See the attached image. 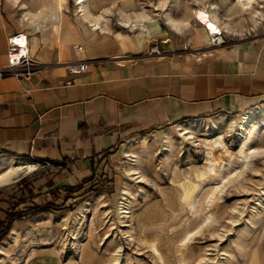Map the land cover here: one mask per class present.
Returning <instances> with one entry per match:
<instances>
[{
	"label": "rangeland",
	"instance_id": "rangeland-1",
	"mask_svg": "<svg viewBox=\"0 0 264 264\" xmlns=\"http://www.w3.org/2000/svg\"><path fill=\"white\" fill-rule=\"evenodd\" d=\"M86 3L114 30L125 29L121 17L164 26L166 7L175 20L196 19V8L213 3L219 24L230 26L225 43L264 34V19L255 23L237 0ZM70 6L77 15L76 0ZM261 109L125 137L76 192L50 188V173L24 161L27 171L0 186V222L16 204L0 230V264H264V125L250 134Z\"/></svg>",
	"mask_w": 264,
	"mask_h": 264
},
{
	"label": "crops",
	"instance_id": "crops-1",
	"mask_svg": "<svg viewBox=\"0 0 264 264\" xmlns=\"http://www.w3.org/2000/svg\"><path fill=\"white\" fill-rule=\"evenodd\" d=\"M70 3L0 0V67L9 36L21 31L38 67L0 80V154L40 163L50 188L64 192L91 177L132 134L264 103V34L211 46L196 10L213 3L196 8L198 21L167 14L164 26L155 18L130 25L121 17L124 30L100 16L93 26ZM154 40L160 55L148 54ZM81 61L88 69L71 72Z\"/></svg>",
	"mask_w": 264,
	"mask_h": 264
},
{
	"label": "bare ground",
	"instance_id": "bare-ground-1",
	"mask_svg": "<svg viewBox=\"0 0 264 264\" xmlns=\"http://www.w3.org/2000/svg\"><path fill=\"white\" fill-rule=\"evenodd\" d=\"M87 0H76V3H77V11L79 12V14H81V16L85 19H89V21L92 23L93 26H96V27H99V18H105L107 17V15L105 13H102L100 15V17L96 20H90V16H91V12L89 11L88 9V6H87V3H86ZM262 3L260 2V0H237V5L243 10V11H246V12H252V17L254 22H258L262 19H264V0H261ZM254 3H258L259 5V8H255L253 6ZM163 5H161L162 7ZM166 14H169V9L168 7L165 8V11H164ZM196 13H197V17L200 18L203 22V25L206 26L208 28H210L211 31L213 32H219L222 34V31L220 29V27L216 24V22L219 21H216L215 23H211L210 22V13L211 14H216V11H215V5L213 4L211 6V11L209 12L208 10L206 9H197L196 10ZM212 16V15H211ZM138 18H140V16H137ZM141 17H145L144 15H142ZM148 17V16H147ZM213 17V16H212ZM168 18L172 21V18L170 17V15H168ZM145 19H147L145 17ZM214 21V20H213ZM130 25H133V24H136V20L134 19H130ZM143 26H145V24H143ZM228 28V27H227ZM228 30H230V28H228ZM263 108V107H262ZM263 111V113L261 114L262 115V119L264 120V109H261ZM252 112V111H251ZM247 114V113H246ZM248 115V114H247ZM222 119V118H221ZM233 119V118H232ZM247 120L250 119V116L248 115ZM245 119V120H246ZM261 119V120H262ZM235 121V120H234ZM242 124H244V122H242ZM241 124V125H242ZM264 125V121L263 122H258V123H255L254 122V126H253V129L252 131L250 132L251 133H254L255 131H257L259 129L260 126ZM183 127V126H182ZM186 127V126H185ZM241 127V126H240ZM183 129V128H182ZM233 130V129H232ZM190 133V132H189ZM252 135V134H251ZM218 142V141H216ZM218 146V145H216ZM214 149V148H213ZM249 153H257L255 150H253L252 152H249ZM248 152L245 153L246 156H248L249 154ZM255 155V154H254ZM131 156H135L134 154H132ZM0 165H6V170L3 171V172H0V186L1 185H6V184H9L11 183L12 181L20 178V176L27 171V169L30 167L28 164H26L25 162H22L21 160L13 157V156H1L0 157ZM133 174H136L133 173ZM140 177V176H138ZM222 191V189H221ZM123 208H126L123 206ZM122 213H129L128 211H122ZM125 217H128L127 215H125ZM0 262H2V260L0 259Z\"/></svg>",
	"mask_w": 264,
	"mask_h": 264
},
{
	"label": "built area",
	"instance_id": "built-area-1",
	"mask_svg": "<svg viewBox=\"0 0 264 264\" xmlns=\"http://www.w3.org/2000/svg\"><path fill=\"white\" fill-rule=\"evenodd\" d=\"M211 46H220L224 44L223 34L213 32L205 26ZM160 45L157 40H154L149 49L148 54L160 55ZM88 61H81L75 67H71L73 73H81L88 69ZM38 70L35 59L32 57L29 49L28 35L21 31L13 33L8 38L7 49V64L0 67V80L7 75H15L17 77H29ZM40 164V163H39ZM50 163H46L49 165Z\"/></svg>",
	"mask_w": 264,
	"mask_h": 264
},
{
	"label": "trees",
	"instance_id": "trees-1",
	"mask_svg": "<svg viewBox=\"0 0 264 264\" xmlns=\"http://www.w3.org/2000/svg\"><path fill=\"white\" fill-rule=\"evenodd\" d=\"M91 178L92 177L86 178L81 183H79L78 185L74 186L73 189H71L72 192H76V191L81 190V188L84 186V184L87 183ZM63 200H65V199H63ZM15 207H16V204L11 203V207H10V209H8V214L6 215L5 220L0 222V230H1L2 226L5 224V222H9L10 223V221L13 220V218H12L13 213H14L13 208H15Z\"/></svg>",
	"mask_w": 264,
	"mask_h": 264
}]
</instances>
